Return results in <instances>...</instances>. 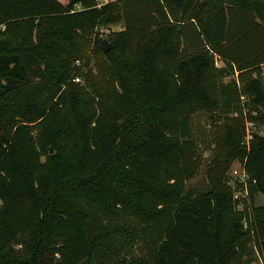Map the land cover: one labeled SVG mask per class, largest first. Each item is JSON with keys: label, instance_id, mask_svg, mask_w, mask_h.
<instances>
[{"label": "trees", "instance_id": "trees-1", "mask_svg": "<svg viewBox=\"0 0 264 264\" xmlns=\"http://www.w3.org/2000/svg\"><path fill=\"white\" fill-rule=\"evenodd\" d=\"M263 66L264 0H0V264L264 263Z\"/></svg>", "mask_w": 264, "mask_h": 264}, {"label": "rangeland", "instance_id": "rangeland-1", "mask_svg": "<svg viewBox=\"0 0 264 264\" xmlns=\"http://www.w3.org/2000/svg\"><path fill=\"white\" fill-rule=\"evenodd\" d=\"M62 4H67V0H57ZM120 30V26H112L109 30H102L103 37L108 33V31H118ZM218 66L222 64L220 62L217 63ZM262 69V75L264 78V66ZM194 123L199 132L208 139L210 122L207 120L206 116H200L194 119ZM245 135L241 144L248 151L250 147V143L252 141L253 135H257L260 138H264V127L252 126V125H244ZM197 170L196 174L188 183V186L192 187L197 191H201L206 189L211 182L221 180L220 182L226 184V186L230 188H234L236 183H248L249 177L245 171V159H234L232 161H223L219 163L220 165H215L212 162V153L210 150H206L200 146V155L196 159ZM254 185L255 182L251 181ZM243 197H246L245 193H242ZM236 197H239V193L234 194ZM255 204L264 205V197L261 194L255 195ZM237 211H241V207L237 208ZM246 227L245 225L243 226ZM248 255L243 257L240 263L236 264H264L262 258L258 252V250L253 247L251 243L248 244Z\"/></svg>", "mask_w": 264, "mask_h": 264}, {"label": "water", "instance_id": "water-1", "mask_svg": "<svg viewBox=\"0 0 264 264\" xmlns=\"http://www.w3.org/2000/svg\"><path fill=\"white\" fill-rule=\"evenodd\" d=\"M109 49V44L106 40L101 42V50L103 53H106ZM49 154H52V148H49Z\"/></svg>", "mask_w": 264, "mask_h": 264}, {"label": "built area", "instance_id": "built-area-1", "mask_svg": "<svg viewBox=\"0 0 264 264\" xmlns=\"http://www.w3.org/2000/svg\"><path fill=\"white\" fill-rule=\"evenodd\" d=\"M96 3H97V7H101L107 3H110V2H115V1H118V0H95ZM235 198L237 199V197L235 196Z\"/></svg>", "mask_w": 264, "mask_h": 264}]
</instances>
